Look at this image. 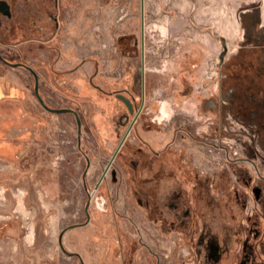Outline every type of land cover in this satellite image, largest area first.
<instances>
[{
	"label": "rangeland",
	"instance_id": "1",
	"mask_svg": "<svg viewBox=\"0 0 264 264\" xmlns=\"http://www.w3.org/2000/svg\"><path fill=\"white\" fill-rule=\"evenodd\" d=\"M5 1L11 15L0 12V54L30 66L45 103L74 109L80 132L73 114L40 105L30 71L0 60V264H80L57 237L85 221L87 202L88 222L62 235L83 264H214L201 233L235 213L228 188L238 167L227 158L243 154L249 135L221 118L234 132L223 147L197 142L215 120L203 101L224 45L227 57L264 44V0ZM116 90L141 109L118 150L132 117L121 122L127 110ZM195 119L198 133H188ZM175 133L150 180L152 148ZM131 159L142 161L137 172ZM262 159L260 149L264 168ZM185 165L205 171L203 179ZM175 188L194 213L186 229L161 213L171 200L164 193Z\"/></svg>",
	"mask_w": 264,
	"mask_h": 264
},
{
	"label": "flooded vegetation",
	"instance_id": "2",
	"mask_svg": "<svg viewBox=\"0 0 264 264\" xmlns=\"http://www.w3.org/2000/svg\"><path fill=\"white\" fill-rule=\"evenodd\" d=\"M6 11L8 14L0 10L3 15L10 17L8 3ZM226 53L223 55L222 62L218 55L212 91L210 97H206L203 101V106H206L209 110L208 113L215 118V120L209 121L212 133H208L209 138L202 133L201 141L197 142L211 145L216 150L223 147L219 145L221 138L234 135V132L221 124V118L227 119L228 126L231 123L240 124L243 130L248 133L249 138L245 143L243 154L227 158L234 166L238 167H235L237 174L233 176L234 180L229 183L228 188L235 213H232L231 221L227 223L220 221L217 216L211 224L207 222L200 240L205 239L208 247L207 257L213 260L214 264H264V168L256 161L260 149L264 151V44L258 40L254 45L242 47L227 57ZM117 94L126 97L132 108L130 111L120 99L127 110L121 117V122H127L129 117H132L130 126L121 138V140L124 138L123 143L132 128L131 125L138 120L141 109L136 108L134 98L130 99L124 90H116L114 95ZM219 101L222 102V105L219 104ZM149 119L152 123H161L156 119V115ZM195 120L197 121L196 125L187 124L188 133H198L200 121ZM151 128L156 131L155 125H151ZM252 133L256 136L254 142H251L250 139ZM176 136L175 133L173 139L163 149L152 148L153 156L150 158L152 163H150L151 168H149L148 175L150 180L159 176V172H161L157 169L161 167L159 162H161L162 155L172 147ZM204 140H212V142L208 144ZM137 150L141 153L143 149L137 147ZM141 162V160L131 159L128 161V165L133 168V172H137ZM260 162L264 164V159ZM170 163V166H176L172 159H170ZM185 166L186 174L194 177L195 180L203 179L201 174H204L205 171L200 170L196 173L188 165ZM112 170L114 172H111V175L115 179V170ZM156 172L158 173L156 174ZM185 173L184 175H186ZM164 175L168 177L169 173H164ZM195 192L198 195V191L195 190ZM202 194L199 193V196L202 197ZM164 196L171 199L166 204L167 212L161 210V213L165 215V220L171 225H178L186 229L192 222L194 214L187 207L186 191L175 188L165 192ZM221 229H227L228 234H221Z\"/></svg>",
	"mask_w": 264,
	"mask_h": 264
},
{
	"label": "water",
	"instance_id": "3",
	"mask_svg": "<svg viewBox=\"0 0 264 264\" xmlns=\"http://www.w3.org/2000/svg\"><path fill=\"white\" fill-rule=\"evenodd\" d=\"M6 8H7V3H6L4 0L0 1V10L3 11V13L8 14L7 11H6ZM141 19H142V17H141ZM142 30H143V25L141 24V32H142ZM225 52H226V49H225V45H224V46H223V50H222L221 53L219 54V60H220V62H222V60H223V55L225 54ZM0 60L3 61L5 64H7V65H9V66H12V67H24L25 69H27L28 71H30V73H31V74L33 75V77H34V94H35V96H36L38 102L40 103V105H41L45 110H47V111H49V112H53V113H71V114H73L74 117H75V119H76V125H77L78 133L80 132V119H79V116H78L77 112H76L74 109L69 108V107H61V108L50 107L49 105H47V104L45 103V101L43 100V98H42L41 95L39 94V90H38V82H37V75H36V73L34 72V70H33L30 66H28V65H26V64H24V63H22V62H10V61L6 60L4 57H2L1 54H0ZM116 96H117L119 99H121V100L123 101V103L127 106V108H128L130 111L132 110V108H131V104H130L129 100H128L126 97H124V96L121 95V94H117ZM123 139H124V138H123ZM123 139L121 140V142H120V144H119L117 150L119 149V147H120V145H121ZM117 150H116V151H117ZM108 167H109V165L107 166V168H108ZM107 168L105 169V171L107 170ZM111 172L113 173L114 171L112 170ZM104 174H105V172H104L103 175L100 177V180L103 178ZM100 180H99V181H100ZM88 204H89V203L87 202L86 205H85V213H86V219H85V221H83V222H81V223H73V224L67 225L66 227H64V228H62V229L60 230V232H59V234H58V237H57V241H58V245H59L60 249H61L64 253H66L67 255H69V256H72V255L77 256V257L79 258V260H80V264H83V261L81 260V257H80V255H79V253H77V252H69V251H67V250L64 248V246H63V244H62V235H63V233H64L66 230L71 229V228H75V227H77V226H82V225H84V224H86V223L88 222V220H89Z\"/></svg>",
	"mask_w": 264,
	"mask_h": 264
},
{
	"label": "bare ground",
	"instance_id": "4",
	"mask_svg": "<svg viewBox=\"0 0 264 264\" xmlns=\"http://www.w3.org/2000/svg\"><path fill=\"white\" fill-rule=\"evenodd\" d=\"M143 71V70H142Z\"/></svg>",
	"mask_w": 264,
	"mask_h": 264
}]
</instances>
